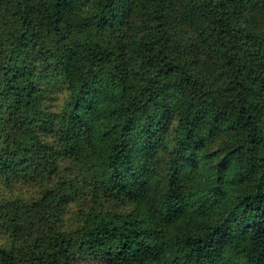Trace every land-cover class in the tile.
I'll list each match as a JSON object with an SVG mask.
<instances>
[{
  "label": "trees",
  "instance_id": "16d2710c",
  "mask_svg": "<svg viewBox=\"0 0 264 264\" xmlns=\"http://www.w3.org/2000/svg\"><path fill=\"white\" fill-rule=\"evenodd\" d=\"M264 264V0H0V264Z\"/></svg>",
  "mask_w": 264,
  "mask_h": 264
},
{
  "label": "rangeland",
  "instance_id": "374dc122",
  "mask_svg": "<svg viewBox=\"0 0 264 264\" xmlns=\"http://www.w3.org/2000/svg\"><path fill=\"white\" fill-rule=\"evenodd\" d=\"M100 261L95 258V257H91V256H85V255H80L75 264H99Z\"/></svg>",
  "mask_w": 264,
  "mask_h": 264
}]
</instances>
